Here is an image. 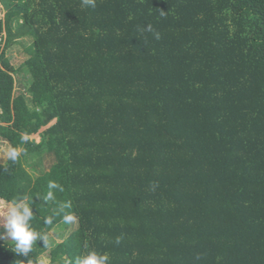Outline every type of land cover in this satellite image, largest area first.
<instances>
[{
	"label": "trees",
	"instance_id": "16d2710c",
	"mask_svg": "<svg viewBox=\"0 0 264 264\" xmlns=\"http://www.w3.org/2000/svg\"><path fill=\"white\" fill-rule=\"evenodd\" d=\"M0 2V139L26 152L0 168V199L63 188L35 203L40 231L76 222L52 264L89 249L110 264H264V0ZM21 37L31 79L16 92L5 51ZM10 245L0 264L47 249Z\"/></svg>",
	"mask_w": 264,
	"mask_h": 264
},
{
	"label": "clouds",
	"instance_id": "9594fccd",
	"mask_svg": "<svg viewBox=\"0 0 264 264\" xmlns=\"http://www.w3.org/2000/svg\"><path fill=\"white\" fill-rule=\"evenodd\" d=\"M87 7L94 8L96 0H82ZM146 30L153 32L151 26H146ZM155 39L160 38L158 32H153ZM24 142H27V135L22 137ZM26 155L24 148L16 147L11 144L5 146L0 151V168H6L9 164L14 165L19 159ZM153 190L155 185L152 186ZM48 191L41 195L37 193L30 195L21 191L11 200L4 198L0 199V241L8 240L11 242L10 250L20 257L28 259L30 253H33L34 248L38 242L46 247H51L49 244L48 234L40 231L34 224V213L36 212L35 203L40 201L47 204L50 201H55L54 190L63 191V188L56 183L48 184ZM66 205H60L59 211H63ZM58 210L54 209L51 215L44 219V224H52ZM65 223L72 220L71 215L65 214L63 216ZM120 242V238L116 239V243ZM110 256L102 251L96 249H89L88 251L77 256L74 261H68L67 264H110Z\"/></svg>",
	"mask_w": 264,
	"mask_h": 264
},
{
	"label": "rangeland",
	"instance_id": "374dc122",
	"mask_svg": "<svg viewBox=\"0 0 264 264\" xmlns=\"http://www.w3.org/2000/svg\"><path fill=\"white\" fill-rule=\"evenodd\" d=\"M4 9L3 5L0 2V18L3 17ZM14 27L17 26V23H14ZM3 40H0V52L3 47ZM31 51V39L29 37H21L18 39H15L11 46L6 49L5 54L6 57L9 59L11 65L15 69V82H16V92L23 90L24 86L28 84L30 81V75L26 71V69L23 66L24 61L28 58L29 53ZM54 123V120L51 121L47 126L42 127L38 133L29 135L28 138L31 140H34L35 142H38L40 140V133L45 130L48 126ZM9 145L7 142L0 139V151L3 150L5 146ZM44 168H47L48 164L43 163ZM74 218L71 220V223H65L62 222L59 225H57L52 231H49L48 238H49V244L51 247H47V249L41 253L38 257V263L39 264H52L50 262L49 258V250L58 242L61 241L60 235L66 234L71 228L75 225Z\"/></svg>",
	"mask_w": 264,
	"mask_h": 264
}]
</instances>
